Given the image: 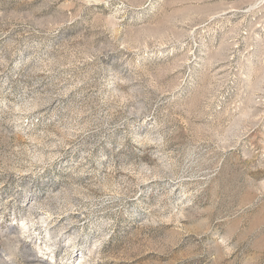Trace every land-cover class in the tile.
I'll return each mask as SVG.
<instances>
[{"label":"rangeland","instance_id":"rangeland-1","mask_svg":"<svg viewBox=\"0 0 264 264\" xmlns=\"http://www.w3.org/2000/svg\"><path fill=\"white\" fill-rule=\"evenodd\" d=\"M0 264H264V0H0Z\"/></svg>","mask_w":264,"mask_h":264}]
</instances>
